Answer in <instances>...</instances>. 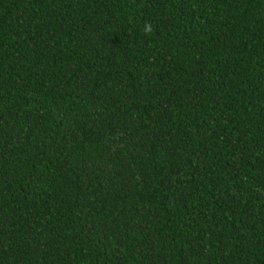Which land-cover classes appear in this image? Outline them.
Masks as SVG:
<instances>
[{
	"label": "trees",
	"instance_id": "1",
	"mask_svg": "<svg viewBox=\"0 0 264 264\" xmlns=\"http://www.w3.org/2000/svg\"><path fill=\"white\" fill-rule=\"evenodd\" d=\"M0 264H264V0H0Z\"/></svg>",
	"mask_w": 264,
	"mask_h": 264
}]
</instances>
